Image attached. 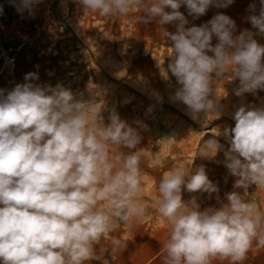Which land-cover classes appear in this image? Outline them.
I'll list each match as a JSON object with an SVG mask.
<instances>
[{
    "label": "clouds",
    "instance_id": "1",
    "mask_svg": "<svg viewBox=\"0 0 264 264\" xmlns=\"http://www.w3.org/2000/svg\"><path fill=\"white\" fill-rule=\"evenodd\" d=\"M38 2L21 0L29 9ZM77 3L84 14L105 19L140 13L138 23L174 25V32L163 28L172 50L165 72L179 85L170 100L185 105L194 120L222 115L214 84L229 73L231 81H239L237 97L264 91V45L254 38L264 35V0L258 14L250 5L248 20L257 33L245 29L238 35L235 21L223 13L186 27L189 20L180 11L186 6L198 19L210 7H228L233 0ZM36 79V73H28L25 83L6 95L0 91V264H88L101 259L102 239L110 240L112 251L125 247L112 234L147 217L142 165L158 167L162 161L158 153L147 155L138 147L141 129L147 128L142 122L130 125L113 109L105 124L104 103L98 106L91 92L84 99L60 83L34 84ZM232 119L235 126L217 128L198 153L212 159L223 151V164L236 177L219 207L202 209L195 197L182 199V191L219 193L203 165H174L158 182L151 208L168 226L163 264H243L249 251L264 248V210L249 199L253 186L264 191V106L241 105ZM174 140L165 136L160 142Z\"/></svg>",
    "mask_w": 264,
    "mask_h": 264
},
{
    "label": "rangeland",
    "instance_id": "2",
    "mask_svg": "<svg viewBox=\"0 0 264 264\" xmlns=\"http://www.w3.org/2000/svg\"><path fill=\"white\" fill-rule=\"evenodd\" d=\"M252 4L258 14L260 0H233L228 7H210L198 19L188 15L186 6L182 5L180 11L189 20L186 27L205 24L217 13H223L235 21L234 35H238L245 29L257 33L248 20ZM31 8L44 28L41 38L19 55L18 84L26 82V74L36 73L38 79L32 81L34 84L55 87L60 83L84 99H88L91 92L98 106L104 103L101 116L105 124L109 123L108 117L114 109L130 125L135 126L134 122L140 121L147 126L146 130L141 129L142 139L138 147L147 155L158 153L162 163L158 167H149L147 162L142 165V191L144 201L149 204L148 215L143 220L152 225L166 224L151 208V200L158 195V182L164 172L180 163L186 168L205 166L209 179L219 188V193L211 197L206 193L182 191V199L189 201L195 197L202 209L219 207L220 202H224L225 193L233 190L236 177L230 175L224 166L223 151L209 159L199 157V149L204 140L212 138L217 128L235 126L232 114L237 107L264 106V91L237 97L234 90L239 81H231L229 73L214 84L222 115L218 118L216 114H209L205 120H194L187 114L185 105L170 100L179 85L171 73L165 72L172 50L164 29L174 32V25H164L163 29L155 22L138 23L140 13L108 19L98 13L84 14L77 0H39ZM254 38L264 45V35L256 34ZM216 43L214 37L212 44ZM15 86L1 80L0 91L6 95ZM153 93H158L162 101L158 102ZM165 136H173L176 140L160 142ZM217 139L228 147L223 137ZM249 199H255L264 210V191L253 186L249 189ZM112 235L123 243L136 236L133 226H120ZM101 244L111 242L102 239ZM252 258H248L247 264H264V248L261 256L256 260ZM105 260L111 264L109 259Z\"/></svg>",
    "mask_w": 264,
    "mask_h": 264
},
{
    "label": "built area",
    "instance_id": "3",
    "mask_svg": "<svg viewBox=\"0 0 264 264\" xmlns=\"http://www.w3.org/2000/svg\"><path fill=\"white\" fill-rule=\"evenodd\" d=\"M43 28L35 11L23 7L21 0H0V82L18 84L19 55L41 38Z\"/></svg>",
    "mask_w": 264,
    "mask_h": 264
},
{
    "label": "crops",
    "instance_id": "4",
    "mask_svg": "<svg viewBox=\"0 0 264 264\" xmlns=\"http://www.w3.org/2000/svg\"><path fill=\"white\" fill-rule=\"evenodd\" d=\"M133 232L136 236L125 241V247L117 248L115 251H112L111 244L97 246L98 254L99 247H103L105 251L100 254V260H92L88 264H103L105 259H109L111 264H163L161 248L167 238L168 226L152 225L141 220L133 225ZM261 254L262 248L249 251L243 264H247L248 258L253 256L256 260ZM213 264H228V262L213 261Z\"/></svg>",
    "mask_w": 264,
    "mask_h": 264
}]
</instances>
